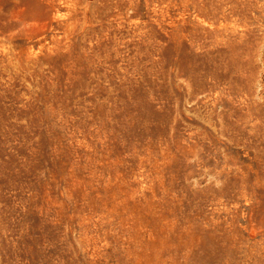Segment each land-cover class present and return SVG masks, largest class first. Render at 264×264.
Listing matches in <instances>:
<instances>
[{
	"label": "rangeland",
	"instance_id": "obj_1",
	"mask_svg": "<svg viewBox=\"0 0 264 264\" xmlns=\"http://www.w3.org/2000/svg\"><path fill=\"white\" fill-rule=\"evenodd\" d=\"M0 264H264V0H0Z\"/></svg>",
	"mask_w": 264,
	"mask_h": 264
}]
</instances>
